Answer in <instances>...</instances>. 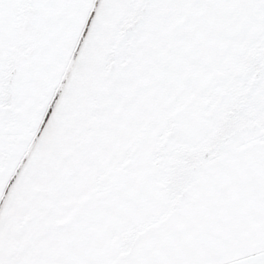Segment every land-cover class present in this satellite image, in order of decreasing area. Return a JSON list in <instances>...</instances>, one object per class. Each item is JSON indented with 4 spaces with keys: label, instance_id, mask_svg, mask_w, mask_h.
Segmentation results:
<instances>
[{
    "label": "snow or ice",
    "instance_id": "6c2138e0",
    "mask_svg": "<svg viewBox=\"0 0 264 264\" xmlns=\"http://www.w3.org/2000/svg\"><path fill=\"white\" fill-rule=\"evenodd\" d=\"M0 264H264V0H0Z\"/></svg>",
    "mask_w": 264,
    "mask_h": 264
}]
</instances>
